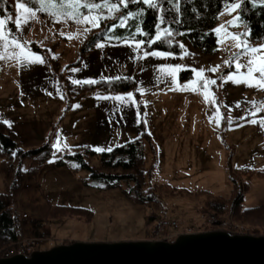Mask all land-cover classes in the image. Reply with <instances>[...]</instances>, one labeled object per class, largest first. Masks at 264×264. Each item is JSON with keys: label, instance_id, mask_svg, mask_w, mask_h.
<instances>
[{"label": "rangeland", "instance_id": "rangeland-1", "mask_svg": "<svg viewBox=\"0 0 264 264\" xmlns=\"http://www.w3.org/2000/svg\"><path fill=\"white\" fill-rule=\"evenodd\" d=\"M7 1L12 8L5 5ZM240 3H229L219 13L214 27L218 51L207 55L188 42L180 41L182 52L172 53L147 50L139 40H99L82 53L90 36L119 16L117 4L108 0L95 4L0 0V7H6L0 15L4 21L0 32V121L15 133L23 150L47 143L51 131H63L36 177L35 184L44 195L34 193L35 199L26 196L31 179H24L21 189L13 191L7 201V205L16 206L24 233L13 244L0 248V258L16 255L25 241L31 246L24 250L28 255L74 241H172L179 234L208 231L264 236V86L258 70L264 60V41L250 39L239 18ZM18 4L32 8V13ZM96 17L99 26H94ZM120 43L121 47L117 46ZM155 52L168 55H152ZM80 55L77 65L67 67ZM182 70L190 72L181 80ZM119 77L135 80L141 105L132 92L90 91L68 98V82ZM213 83L216 91L210 89ZM96 94H131L137 106L136 124L108 131L96 128L89 98ZM143 132L152 145L142 137L141 193L149 195V201L132 193V182L121 181L122 187L110 188L90 177L88 170L78 169L79 164L68 157L86 148L108 151ZM83 154L91 167L108 172L99 155ZM57 160L63 164L57 166ZM13 175L12 171L6 181L0 172V192H10ZM232 178L242 189L243 206H257L256 211L237 217L231 209L217 212L210 208L211 198L231 202ZM162 220H175L177 231L167 223L160 227Z\"/></svg>", "mask_w": 264, "mask_h": 264}, {"label": "trees", "instance_id": "trees-1", "mask_svg": "<svg viewBox=\"0 0 264 264\" xmlns=\"http://www.w3.org/2000/svg\"><path fill=\"white\" fill-rule=\"evenodd\" d=\"M82 1L95 4L100 0ZM234 1L237 0H150L152 5L150 6L144 0H126L125 6V0H108L109 3L118 5L120 10L119 19L118 17L113 18L104 25L102 30L92 34L81 50L82 53L89 51L99 40H107L109 42L139 40L141 47L147 50L156 49L181 53L182 47L179 43L181 41L188 42L192 47L199 49L204 54L213 55L218 51L217 36L214 32L218 15L224 6ZM5 5L9 8L13 7V4L9 1ZM5 8L0 7L1 16L4 15ZM83 10L85 11L86 9ZM122 18L123 21L121 22L120 19ZM239 18L249 31V37L252 41H264V3L261 0H241ZM82 57L83 55H80L75 63L67 67L77 65ZM186 72L189 74L190 71L182 70L179 73L181 80ZM67 85L68 93H71L68 97L69 100L75 99L78 94L90 91H95L98 94L132 92L137 103L141 105V100L138 96L139 92L135 90L136 82L131 77L98 79L92 83L79 82L71 84L68 82ZM142 137L146 138L151 145L150 136L143 132L140 137L108 151L96 152L86 148L83 152L78 151L71 156H65L75 160L79 164L78 169L84 168L88 170L90 177L104 183L108 187L120 188L122 187L121 181H129L132 182V193L134 195H142V180H144V169L141 167L144 160ZM16 139L15 133L7 124L0 121V172L6 181L11 178L12 171L14 174L9 184L10 192H0V248L6 244H13L24 233L17 214H11L6 210L7 201L13 197V191L15 193L21 189L24 179H31V188L26 191V196L29 195L35 199L34 195L36 193L38 194L37 197L44 195L39 185L35 184V181L46 158L52 154V150L55 148L50 142V136L47 143L32 150H23ZM84 152H88L93 156L99 155L102 167L108 172H99L91 167L85 159ZM15 163H18V165L13 170ZM62 164V160L56 161L57 166ZM232 182L234 194L231 202L227 204V202L222 200L211 198L208 201L210 208L217 212L231 209L233 215L237 217L241 213L242 216H245V213L256 211L257 206H243L242 189L236 185L235 179L232 178ZM123 192L129 194L130 191L123 189ZM206 194L211 193L206 192ZM142 196L139 197L148 201L151 199L149 195ZM45 205L42 206L45 207ZM46 206L45 208L49 210L58 211L56 207ZM71 210H74V212L79 211V209ZM148 218L150 219L151 217L149 216ZM32 231L33 229H30L28 232L31 233Z\"/></svg>", "mask_w": 264, "mask_h": 264}, {"label": "water", "instance_id": "water-1", "mask_svg": "<svg viewBox=\"0 0 264 264\" xmlns=\"http://www.w3.org/2000/svg\"><path fill=\"white\" fill-rule=\"evenodd\" d=\"M0 264H264V236L208 231L173 241H74Z\"/></svg>", "mask_w": 264, "mask_h": 264}, {"label": "crops", "instance_id": "crops-1", "mask_svg": "<svg viewBox=\"0 0 264 264\" xmlns=\"http://www.w3.org/2000/svg\"><path fill=\"white\" fill-rule=\"evenodd\" d=\"M117 46L121 47V43ZM117 97H119V99H117ZM89 98L93 101L92 106L95 114L93 113L92 122L93 125H96V128L102 131H108L111 128H123L127 125L136 124L138 112L136 102L132 96L128 94H96L92 98ZM60 124H62V121ZM62 132V129L59 128V136L57 141L53 143L54 146L59 142Z\"/></svg>", "mask_w": 264, "mask_h": 264}, {"label": "snow or ice", "instance_id": "snow-or-ice-1", "mask_svg": "<svg viewBox=\"0 0 264 264\" xmlns=\"http://www.w3.org/2000/svg\"><path fill=\"white\" fill-rule=\"evenodd\" d=\"M144 2L145 3H149V5L152 6L150 4V0H144ZM81 6L82 7H89V8H91V7H97V6H89V5H81ZM125 6H126V0H125ZM17 7L18 8H25V6L23 4H18ZM113 7H115V6H113ZM32 11H33L32 8H25V12L26 13H32ZM69 15L71 16V18L75 19V15L74 14H71L70 13ZM27 19H28V17L26 16L25 19H24V23H27ZM99 19H100L99 17L94 18V21H93L94 22V26H99ZM237 19H239V18L237 17ZM84 20L85 21H88L89 20V17L85 16L84 17ZM3 24H4V21L3 20H0V32H2ZM16 24H17V28H19L20 25H21V20L19 18L17 19ZM0 38H2V35H0ZM12 42H13V44H16V46H18V47H23L16 40H13ZM97 46L100 47L102 45H97ZM240 47H245V45L241 44ZM262 47H264V46H262ZM248 51L256 52V51H258V49H248ZM152 55L163 56V55H168V54L167 53L155 52V53H152ZM2 58H3V54H0V59H2ZM36 60H40V58L39 57H36ZM249 63L251 64V61H249ZM237 67H239V64H237ZM258 70L261 73V86H264V60H262L261 66L259 67ZM249 72L250 73L252 72V69L251 68L249 69ZM229 79H231V77H229ZM89 83H91V81H89ZM129 96H131V94H129ZM117 99H119V97H117ZM96 150L99 151L100 149H96Z\"/></svg>", "mask_w": 264, "mask_h": 264}, {"label": "built area", "instance_id": "built-area-1", "mask_svg": "<svg viewBox=\"0 0 264 264\" xmlns=\"http://www.w3.org/2000/svg\"><path fill=\"white\" fill-rule=\"evenodd\" d=\"M210 88L213 90V91H216V89H217V84L216 83H213V84H211L210 85ZM58 136H59V132L57 131V130H54V131H52L51 132V136H50V141L52 142V143H55L56 141H57V138H58ZM7 208H8V210H9V212L11 213V214H17L18 215V212H17V209H16V206L12 203V204H10V205H7ZM24 215V214H23ZM24 216H26V215H24ZM161 223H162V225H160V227H163V226H166V223H167V225L168 226H170L171 228H173V230L175 231H177V229H178V223L175 221V220H162L161 221ZM30 243L27 241H25V242H23V244H21L22 246H20L19 248H18V253L17 254H27V252L26 251H24L25 249H27V247H31L30 245H29ZM29 252V251H28Z\"/></svg>", "mask_w": 264, "mask_h": 264}, {"label": "bare ground", "instance_id": "bare-ground-1", "mask_svg": "<svg viewBox=\"0 0 264 264\" xmlns=\"http://www.w3.org/2000/svg\"><path fill=\"white\" fill-rule=\"evenodd\" d=\"M173 241V240H172ZM17 255V254H16ZM11 257V256H10Z\"/></svg>", "mask_w": 264, "mask_h": 264}]
</instances>
